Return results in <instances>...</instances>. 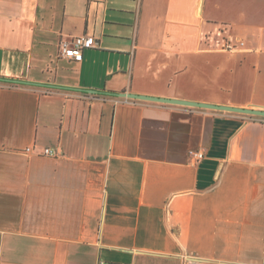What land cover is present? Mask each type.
Segmentation results:
<instances>
[{"label":"crops","instance_id":"0c3cea01","mask_svg":"<svg viewBox=\"0 0 264 264\" xmlns=\"http://www.w3.org/2000/svg\"><path fill=\"white\" fill-rule=\"evenodd\" d=\"M0 78V264H264V117L114 96L264 111V0H0Z\"/></svg>","mask_w":264,"mask_h":264},{"label":"built area","instance_id":"2783aa9c","mask_svg":"<svg viewBox=\"0 0 264 264\" xmlns=\"http://www.w3.org/2000/svg\"><path fill=\"white\" fill-rule=\"evenodd\" d=\"M95 38L91 35H81L70 38H62L58 45V56L60 58H65L73 61H81L82 53L85 50H89L95 47ZM225 50L234 51L236 49L235 45L226 44ZM25 153H33L37 156L44 157H57L59 153L55 150L45 148L39 152H35L31 148H26ZM188 157L191 162L197 163L204 158V153L201 150H190L188 152ZM98 264H106L104 261H100Z\"/></svg>","mask_w":264,"mask_h":264},{"label":"water","instance_id":"95a60500","mask_svg":"<svg viewBox=\"0 0 264 264\" xmlns=\"http://www.w3.org/2000/svg\"><path fill=\"white\" fill-rule=\"evenodd\" d=\"M1 82H8L14 84H29V82L19 81V80H8V79H1ZM88 94H96L97 92L94 90H83ZM116 97L122 98H129V99H139V100H147L152 102H159V103H168V104H177L182 106L188 107H195V108H205V109H213V110H222V111H229V112H236L246 115L264 117V111L262 110H255V109H242V108H234V107H227V106H218V105H211V104H202V103H195L189 101H181V100H174V99H164V98H157V97H149V96H140L134 95L130 93H118L115 94Z\"/></svg>","mask_w":264,"mask_h":264},{"label":"trees","instance_id":"16d2710c","mask_svg":"<svg viewBox=\"0 0 264 264\" xmlns=\"http://www.w3.org/2000/svg\"><path fill=\"white\" fill-rule=\"evenodd\" d=\"M29 85H37V84H34V83H29Z\"/></svg>","mask_w":264,"mask_h":264}]
</instances>
